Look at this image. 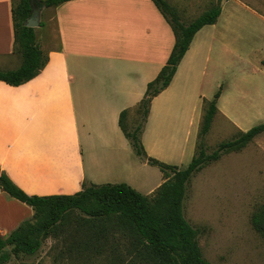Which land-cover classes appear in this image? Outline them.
Instances as JSON below:
<instances>
[{"label": "crops", "instance_id": "0c3cea01", "mask_svg": "<svg viewBox=\"0 0 264 264\" xmlns=\"http://www.w3.org/2000/svg\"><path fill=\"white\" fill-rule=\"evenodd\" d=\"M257 1V8L246 1L244 7L264 27V0ZM11 4V0H0V58L6 64L14 54ZM34 5L38 10V26L33 27L36 41L48 61L36 76L20 85L0 81V170L27 194H72L81 189L82 182L101 184L97 178L105 166L99 168L95 159L104 148L113 156L120 152L125 158L132 155L133 148L118 125L119 113L130 111L143 97L147 83L166 63L174 36L152 0H67L55 6ZM221 13L222 8L217 19ZM216 23L204 25L194 34L169 85L151 99L140 133L147 156L174 165L180 160L183 144L178 145L176 156L169 157L163 152L168 148L166 136L168 129L175 132L183 127L184 99L200 90L199 63L208 32L197 42L196 38L210 26V46ZM227 49L228 44L223 50ZM261 59L264 66V56ZM198 97L202 105L207 100L201 94ZM217 112H221L219 108ZM135 156L148 164L145 157ZM136 166L137 160L129 162L124 182L142 194H150L163 182L160 170L153 173L152 183L149 178L135 181L132 171ZM10 198L0 191L2 235L33 213L30 206Z\"/></svg>", "mask_w": 264, "mask_h": 264}, {"label": "rangeland", "instance_id": "374dc122", "mask_svg": "<svg viewBox=\"0 0 264 264\" xmlns=\"http://www.w3.org/2000/svg\"><path fill=\"white\" fill-rule=\"evenodd\" d=\"M14 1L16 3L17 0ZM167 1L178 10L184 22L217 2L222 8L212 44L209 46L210 26H205L196 38L197 42L208 32L203 39L208 43L205 55L199 63L201 87L198 94L211 100L220 89L216 107L221 112L213 116L204 136L205 150L209 153L218 142L235 137L238 129L245 131L264 122V66L261 62L264 56V27L261 19L248 11L243 2L257 8L258 1ZM226 44L228 49L224 51ZM4 61L0 58V70H4L2 66L5 65H19L20 56L14 52L7 64ZM198 94L186 96L183 127L175 132L168 129L166 136L168 148L163 152L169 157L176 156L178 145L181 147L183 144L178 154L180 160L176 163L179 167L186 166L196 152L195 130L199 126L203 107L207 105L200 103ZM142 119V109L133 107L126 116L127 129L132 130L141 125ZM103 151L95 159L99 168L105 166L104 173L97 178L99 183L124 182L127 177L126 166L134 160H137L138 166L134 167L132 177L137 182L149 178L152 183L155 181L153 173L160 172L157 166L142 164L134 151L127 158L124 152L113 156L107 153L109 150L102 156ZM263 203L264 131L241 150L223 154L218 160L193 173L187 184L182 210L185 219L197 230L201 253L211 264H264V238L251 224L253 211ZM69 242L46 238L35 253L18 258L9 255L10 250L7 248L3 250V255L8 257L4 261H9L8 264H110L104 254L81 252V246L69 245Z\"/></svg>", "mask_w": 264, "mask_h": 264}, {"label": "trees", "instance_id": "16d2710c", "mask_svg": "<svg viewBox=\"0 0 264 264\" xmlns=\"http://www.w3.org/2000/svg\"><path fill=\"white\" fill-rule=\"evenodd\" d=\"M11 0L14 52L20 64L14 69L0 70V81L20 85L36 76L48 61V55L36 41L34 28L25 22L31 13L32 1L38 7L55 6L67 0ZM169 24L174 44L166 63L146 85L137 103L142 109V124L132 130L126 127L128 110L119 113L118 125L129 140L136 155L157 166L163 182L150 194L144 195L125 182L86 183L72 194H27L0 170V191L31 207L30 219L22 221L8 234H0V262L6 260L3 250L18 258L35 253L46 238L70 241L81 246V252L104 254L110 264H211L201 253L197 230L185 219L182 203L187 184L193 173L218 160L221 155L244 148L264 131V122L241 131L232 139L217 143L207 153L204 136L217 112L218 89L211 100H204L203 115L197 133L196 152L184 167L162 162L145 154L140 140L151 99L165 89L193 39L204 25L216 22L221 7L210 5L188 22L167 0H152ZM251 224L264 238V203L251 215ZM14 264H29L20 262Z\"/></svg>", "mask_w": 264, "mask_h": 264}, {"label": "water", "instance_id": "95a60500", "mask_svg": "<svg viewBox=\"0 0 264 264\" xmlns=\"http://www.w3.org/2000/svg\"><path fill=\"white\" fill-rule=\"evenodd\" d=\"M30 4H31V13H30V16L27 18L25 25L27 27L33 28V27L38 26V19H37L38 10L32 1H30Z\"/></svg>", "mask_w": 264, "mask_h": 264}]
</instances>
